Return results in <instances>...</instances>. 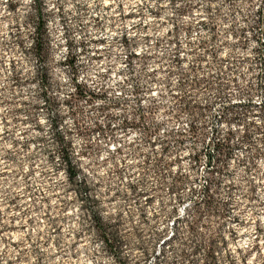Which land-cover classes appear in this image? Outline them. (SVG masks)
<instances>
[{
    "label": "rangeland",
    "instance_id": "rangeland-1",
    "mask_svg": "<svg viewBox=\"0 0 264 264\" xmlns=\"http://www.w3.org/2000/svg\"><path fill=\"white\" fill-rule=\"evenodd\" d=\"M127 1L0 0V264L264 246V0Z\"/></svg>",
    "mask_w": 264,
    "mask_h": 264
},
{
    "label": "built area",
    "instance_id": "built-area-1",
    "mask_svg": "<svg viewBox=\"0 0 264 264\" xmlns=\"http://www.w3.org/2000/svg\"><path fill=\"white\" fill-rule=\"evenodd\" d=\"M31 3L34 0H29ZM125 3H121L120 10L124 13H128L133 10L132 3H129L127 0H123ZM128 2V3H127ZM78 51H85L87 56H92L95 54V48H92L90 45H86L85 42H82L80 46H78ZM184 47H181V50L177 52V56L181 57L183 54ZM226 241L228 243L227 250V258L228 259H238L241 260L244 257V247H242V238L239 236V231L236 229L229 235L226 236ZM247 260H245V264H260L264 260V246L256 249L254 248L249 255L246 256ZM254 260V261H253ZM253 261V262H252Z\"/></svg>",
    "mask_w": 264,
    "mask_h": 264
}]
</instances>
